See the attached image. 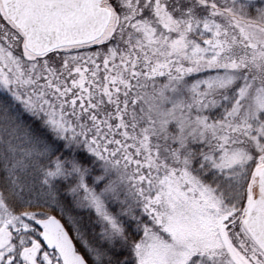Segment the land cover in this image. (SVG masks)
Instances as JSON below:
<instances>
[{
	"label": "snow or ice",
	"instance_id": "6c2138e0",
	"mask_svg": "<svg viewBox=\"0 0 264 264\" xmlns=\"http://www.w3.org/2000/svg\"><path fill=\"white\" fill-rule=\"evenodd\" d=\"M0 264H264V0H0Z\"/></svg>",
	"mask_w": 264,
	"mask_h": 264
}]
</instances>
